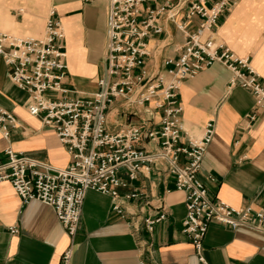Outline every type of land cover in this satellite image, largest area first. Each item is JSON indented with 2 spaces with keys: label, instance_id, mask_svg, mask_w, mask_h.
I'll return each mask as SVG.
<instances>
[{
  "label": "crops",
  "instance_id": "1",
  "mask_svg": "<svg viewBox=\"0 0 264 264\" xmlns=\"http://www.w3.org/2000/svg\"><path fill=\"white\" fill-rule=\"evenodd\" d=\"M191 0H180L173 19L159 17L162 31L148 38L145 68L149 73L164 69L167 57L180 54L184 41L176 27ZM210 4V1L207 2ZM108 0H0V30L22 37H40L50 9L64 29L66 77L64 86L80 93L98 89L106 76V13ZM200 17L193 15L186 29L193 32ZM239 56H247L251 67L264 81V0H237L220 17L211 32ZM230 71L218 62L184 79L178 91L181 104L182 139L199 138L207 121L213 123L212 138L203 154L198 178L210 196L232 206L264 208V108L255 105L250 91L229 85ZM28 94L8 76L0 55V106L10 111L17 125L8 136L0 129V161L11 147L53 166H65L70 154L55 132L27 111ZM162 110L155 100L138 105L116 98L106 111V126L116 132L139 117L158 122ZM147 150L157 145L141 142ZM126 180L118 192L124 208L136 213L137 223L162 199L168 212L151 234L134 233L129 217L111 208L109 195L85 192L78 228L68 236L51 206L37 200L22 204L7 181H0V264H58L70 246L69 264H200L193 245L182 232L185 193L174 188L166 163L142 167L136 178ZM138 190L140 198L124 195ZM144 199L147 204L143 205ZM140 208V209H139ZM15 228L16 232L10 229ZM138 238L146 241L144 247ZM203 255L208 264H264V233L245 227L231 228L211 222L203 238Z\"/></svg>",
  "mask_w": 264,
  "mask_h": 264
},
{
  "label": "built area",
  "instance_id": "2",
  "mask_svg": "<svg viewBox=\"0 0 264 264\" xmlns=\"http://www.w3.org/2000/svg\"><path fill=\"white\" fill-rule=\"evenodd\" d=\"M179 1L108 0L106 76L98 79V89L90 93L73 91L71 95L72 91L63 84L67 71L64 29L54 9L49 10L40 37L0 31V55L8 66L9 79L28 94V113L51 128L70 154V162L58 167L6 147L0 161V181L10 183L22 204L37 200L51 206L70 238L78 228L88 189L109 195L112 210L129 217L134 233L143 230L151 234L168 212L162 199L152 207L153 213L137 223L133 220L136 213L124 208L118 188L126 185L121 173L133 179L142 167L156 168L165 162L174 188L185 193L182 232L193 245L199 263L208 264L203 255V238L209 224L245 226L264 233V208L250 204L235 207L208 194L197 174L212 138L213 123L206 122L199 138L183 141L179 87L184 79L218 62L230 71L229 85L248 89L255 105L264 108V81L247 56L237 55L210 35L201 37L203 31L213 30L237 0H191L184 19L176 23L184 36L180 54L167 57L163 70L149 73L145 68L148 38L162 31L161 15L175 17ZM194 14L201 20L189 32L186 25ZM118 97L138 105L154 99L162 114L156 123L152 117H139L111 132L106 126V111ZM16 125L15 116L0 106L3 135L8 136ZM141 142L157 146L147 150ZM141 196L138 190L124 195L126 199ZM147 202L144 199L143 205ZM137 241L140 247L147 244L141 238ZM70 256L68 246L58 264H69ZM137 264L148 262L141 257Z\"/></svg>",
  "mask_w": 264,
  "mask_h": 264
},
{
  "label": "rangeland",
  "instance_id": "3",
  "mask_svg": "<svg viewBox=\"0 0 264 264\" xmlns=\"http://www.w3.org/2000/svg\"><path fill=\"white\" fill-rule=\"evenodd\" d=\"M0 31H2V30H0ZM3 32H6V31H3Z\"/></svg>",
  "mask_w": 264,
  "mask_h": 264
}]
</instances>
